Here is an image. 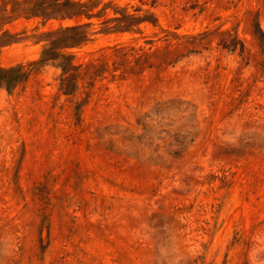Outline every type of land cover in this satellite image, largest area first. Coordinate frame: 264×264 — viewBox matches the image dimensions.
<instances>
[{
  "label": "rangeland",
  "instance_id": "rangeland-1",
  "mask_svg": "<svg viewBox=\"0 0 264 264\" xmlns=\"http://www.w3.org/2000/svg\"><path fill=\"white\" fill-rule=\"evenodd\" d=\"M108 1L150 21L104 35L111 7L83 18L91 41L63 54L107 72L71 94L55 65L29 64L39 35L74 21L3 24L0 68L30 71L0 88V264H264V0L93 12ZM114 46L170 54L120 77L132 63Z\"/></svg>",
  "mask_w": 264,
  "mask_h": 264
},
{
  "label": "trees",
  "instance_id": "trees-1",
  "mask_svg": "<svg viewBox=\"0 0 264 264\" xmlns=\"http://www.w3.org/2000/svg\"><path fill=\"white\" fill-rule=\"evenodd\" d=\"M101 0H2L0 5V48L13 41V36L7 30H3V24L20 16L26 17H41L43 21L49 19L56 20H73L72 24L59 26L55 29L43 32L37 37L38 42H42L39 58L36 62L29 66L40 67L45 64H53L60 69L59 90L63 94H71L75 90L74 82L80 79H86L90 82L87 87L91 86V82L96 78H102L103 73L107 72V63L105 57L95 59L93 62H88L84 66L72 65L73 57L64 55L65 50L80 48L87 44L94 32L89 28L90 22H84L82 19L95 17L101 19L104 17L106 9L111 7V2H104L100 8L93 12ZM10 5L9 9L7 6ZM113 16L102 19L99 24V32L104 35L122 34V32L131 31L138 24L150 21L148 15L136 16L134 13H129L126 7H111ZM138 10V9H135ZM153 22V21H151ZM177 38L173 34L166 33L165 37ZM166 46L163 51H154L149 55L141 49L137 51L132 48H116L112 47V56L122 59L125 63H132L128 70H123L119 76L124 74H132L134 70L139 73L143 70V66L153 68L152 64L148 63L149 59L158 60L155 68H159L170 54L166 51ZM129 57V61L126 58ZM114 65L115 63L112 62ZM117 68H113L112 72ZM30 70H22V66L17 65L9 68H0V88L6 91L11 90L19 83L24 82L29 75ZM111 79L114 75H110Z\"/></svg>",
  "mask_w": 264,
  "mask_h": 264
}]
</instances>
